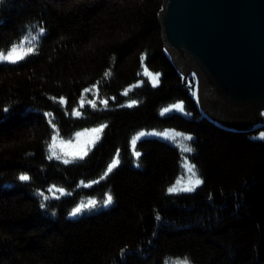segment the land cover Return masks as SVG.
Here are the masks:
<instances>
[{
	"label": "trees",
	"instance_id": "obj_1",
	"mask_svg": "<svg viewBox=\"0 0 264 264\" xmlns=\"http://www.w3.org/2000/svg\"><path fill=\"white\" fill-rule=\"evenodd\" d=\"M163 9L0 0V51L18 46L23 57L0 62V264H264V125L226 128L203 113L198 77L185 78L161 39ZM101 126L83 159H49L53 136ZM141 132L192 140H138L137 158ZM185 161L202 183L169 194L188 184ZM90 200L95 208L71 215Z\"/></svg>",
	"mask_w": 264,
	"mask_h": 264
},
{
	"label": "water",
	"instance_id": "obj_2",
	"mask_svg": "<svg viewBox=\"0 0 264 264\" xmlns=\"http://www.w3.org/2000/svg\"><path fill=\"white\" fill-rule=\"evenodd\" d=\"M167 52L192 60L198 78L227 106L264 109V0H163ZM191 65V64H190Z\"/></svg>",
	"mask_w": 264,
	"mask_h": 264
},
{
	"label": "snow or ice",
	"instance_id": "obj_3",
	"mask_svg": "<svg viewBox=\"0 0 264 264\" xmlns=\"http://www.w3.org/2000/svg\"><path fill=\"white\" fill-rule=\"evenodd\" d=\"M44 29L41 28L40 32L41 34L43 33ZM28 38L25 37V40H27ZM33 39H35V37H33ZM21 43H23V41H21ZM29 53L34 52V49L29 48L27 50ZM23 57L21 55H19L18 53V46H13L11 48L10 51H8L7 54H5L4 51H0V62H8V63H17L19 60H21ZM107 75V74H106ZM144 75L146 76H150L151 77V82L152 84L155 86L159 83V74H152L150 73L147 68H145L144 70ZM85 91H89V89H85ZM127 94V93H125ZM55 99V98H53ZM60 104H65L66 100L64 98H60L58 101ZM103 103L107 104V101H103ZM81 106H83V103H81ZM93 107H95V105L93 104ZM173 108L175 110H178L180 112H184V107L183 104H175L173 105ZM4 111H8V109H4ZM165 111H169V109H165ZM74 114L79 116L80 113L76 110H74ZM105 126H101L99 128H94L91 130L90 133H88L87 135L91 137V139H89L88 141H86L84 144L80 145L78 150L73 151V152H65L64 156H71L73 159H83L85 156H87L88 154V144H94L96 138H98L99 134L103 132ZM77 139L79 140V137L82 135H85L83 133H77ZM144 135H146L145 133L141 132L138 136L134 137L131 141L132 143V147L133 150L135 152V155L137 156V158H139L140 153L138 151H135L136 148V144L137 141L143 137ZM154 135H156L154 133ZM163 135L166 138H171L173 140H175L178 136L181 137L183 140L186 141H191L192 137L188 136V135H183L182 133H169V132H165L163 133ZM61 145L64 146H72V142L69 140L67 142L64 141H60ZM56 148V137L53 136L52 137V144L49 147V151L51 152V155L49 156V159L55 158V159H62V157L60 155L57 154V152L55 151ZM183 151L184 152H191L192 148L189 146H183ZM71 161L69 159H63V163L68 164ZM119 164V159H114L113 162L108 166L107 168V173H111L112 170L114 168H116ZM184 168L186 169V171L188 173L191 174L190 179L188 180V184L186 186H180L181 182L177 181V184L175 186L169 187L168 188V193L169 194H178L180 192H191L195 189V187L199 186L202 183V180L198 178L197 176V172L195 171V166L194 165H190L187 161H185L184 163ZM105 174V175H106ZM19 179L21 181H29L30 177L28 175H20ZM49 191H52V189H49ZM56 191H63L62 189H56ZM40 195L47 200L48 197L44 195L43 192L40 193ZM58 198V197H57ZM113 201V197L109 194L107 195L106 199L103 201V205L107 206L110 205ZM97 206V202L95 200H90L87 204H80L79 206H77L76 208L73 209V211L71 212V215L73 217L77 216L78 214H80L82 212V210H84L85 208H95ZM41 207H44V205L42 204ZM183 264H191V262L185 258V260L183 261Z\"/></svg>",
	"mask_w": 264,
	"mask_h": 264
},
{
	"label": "rangeland",
	"instance_id": "obj_4",
	"mask_svg": "<svg viewBox=\"0 0 264 264\" xmlns=\"http://www.w3.org/2000/svg\"><path fill=\"white\" fill-rule=\"evenodd\" d=\"M161 13H160V16H161ZM161 34H162V27H161ZM161 39L163 40V43H164L163 36L161 37ZM185 61H186L187 66H185L183 62H179V66L186 72H189V69L191 68V73L196 74L194 72L195 71L194 68H192L193 67L192 60L188 59ZM203 79L204 78H202V80L198 78L197 100H198V103L203 113L205 115H208L218 125L224 126L226 128H248L251 126L259 127V126L264 125V109L260 111L257 109H253L251 111H245V110L240 111V110L233 109L232 107H229L224 102H222L221 98L218 97L214 93V91L211 90V87L207 84L206 80L204 82ZM181 113L188 115L185 109H184V112H181ZM91 130L92 129H87V130H83L79 132L85 135L80 136L79 140L77 139V136H76L75 140L71 141L72 146H64L60 144V141L56 142L55 151L63 159L72 158L71 156H64V153L73 152V151L78 150L80 145L84 144L86 141L91 139V137L87 135L88 133L91 132ZM102 134L103 132L99 134L94 144H88V153L91 149H93L95 144L101 139ZM145 134L146 135L141 137L139 140L147 139V138H166L163 134H159V133H155L156 135H154V133H145ZM257 137L264 139V130H261L257 134ZM64 142H67V141H64ZM190 176L191 174L188 173L187 178L190 179Z\"/></svg>",
	"mask_w": 264,
	"mask_h": 264
},
{
	"label": "bare ground",
	"instance_id": "obj_5",
	"mask_svg": "<svg viewBox=\"0 0 264 264\" xmlns=\"http://www.w3.org/2000/svg\"><path fill=\"white\" fill-rule=\"evenodd\" d=\"M203 78V77H202Z\"/></svg>",
	"mask_w": 264,
	"mask_h": 264
}]
</instances>
